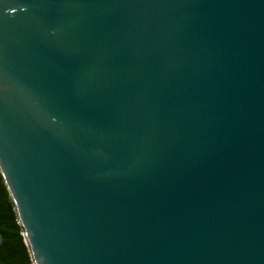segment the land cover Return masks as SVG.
I'll list each match as a JSON object with an SVG mask.
<instances>
[{"label":"water","instance_id":"1","mask_svg":"<svg viewBox=\"0 0 264 264\" xmlns=\"http://www.w3.org/2000/svg\"><path fill=\"white\" fill-rule=\"evenodd\" d=\"M0 169L34 264H264V0H0Z\"/></svg>","mask_w":264,"mask_h":264},{"label":"trees","instance_id":"2","mask_svg":"<svg viewBox=\"0 0 264 264\" xmlns=\"http://www.w3.org/2000/svg\"><path fill=\"white\" fill-rule=\"evenodd\" d=\"M0 245L1 264H34L32 253L23 234L15 202L0 169Z\"/></svg>","mask_w":264,"mask_h":264}]
</instances>
